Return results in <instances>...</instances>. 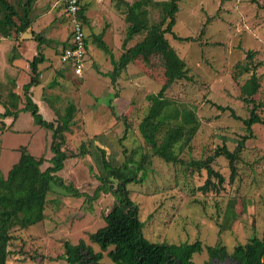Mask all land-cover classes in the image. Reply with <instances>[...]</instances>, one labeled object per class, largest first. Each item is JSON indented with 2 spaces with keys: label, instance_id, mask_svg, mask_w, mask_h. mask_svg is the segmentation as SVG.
<instances>
[{
  "label": "rangeland",
  "instance_id": "rangeland-1",
  "mask_svg": "<svg viewBox=\"0 0 264 264\" xmlns=\"http://www.w3.org/2000/svg\"><path fill=\"white\" fill-rule=\"evenodd\" d=\"M134 1L137 0H82L89 46L82 74H76L61 58L71 24L59 0L35 3L33 27L44 36L41 47L47 60L40 65V85L31 89L33 99L44 117L55 124L74 104L76 112L65 149L71 155L86 143L90 153L68 158L58 172L65 183L83 195L75 196L54 185L47 197L46 218L13 230L9 264H65L59 258L65 251V240L74 244L83 240L94 251L103 253V263L115 264L107 254L109 249L102 250L90 239L92 233L106 225L104 216L116 202L112 193L104 192L91 202L87 200L102 184L99 147L106 150L107 159L115 165L130 157L138 162L146 156L147 178L127 188L140 208L144 235L150 241L180 244L201 240L203 251L195 253L193 261L208 264V246L221 244L232 253L236 245L245 244L253 235L264 237V124L254 125V137L246 142L239 174L233 182L228 160L220 156L213 162L226 177L220 193L199 190L208 177L207 171L189 166L193 160L213 155L224 143L233 150L247 133L243 120L217 105L230 106L237 115L247 118L253 103L244 98H252L262 103L258 112L264 117V0H180L174 31L193 39L180 41L167 34L169 49L165 56L154 55L149 62L139 58L113 82L102 74L112 71L113 64L109 54L94 41V34H103L118 59L128 28L126 3ZM148 8L152 19L158 20L161 10ZM0 33V100L8 101L9 93L15 91L22 108L23 85L31 78L29 63L37 53L38 41L30 32L23 33L21 39L14 32L11 38L4 36L2 27ZM143 37L144 34L135 36L128 45ZM249 50L255 52L258 81L252 77L254 70L235 77L236 65L248 63ZM180 65L191 78L175 79L166 96L178 106L196 110L201 125L190 147L181 154L183 161L172 163L153 153L139 125L153 96ZM54 79L58 83L50 86ZM4 110L0 103V111ZM5 121L0 157L5 176L19 160L22 147L44 160L41 169L51 165V130L37 125L29 111H21L16 120L8 117ZM232 207L233 214L228 217Z\"/></svg>",
  "mask_w": 264,
  "mask_h": 264
},
{
  "label": "trees",
  "instance_id": "trees-1",
  "mask_svg": "<svg viewBox=\"0 0 264 264\" xmlns=\"http://www.w3.org/2000/svg\"><path fill=\"white\" fill-rule=\"evenodd\" d=\"M37 0H0V27L6 37L21 39L23 33H31L38 41L37 53L29 63L32 75L30 80L23 85L25 104L19 107L20 95L15 91L9 93L8 101L0 103L5 108L0 111V157H1V133L7 128L5 119L8 117L17 119L21 111H29L34 122L52 131L51 165L46 169H41L44 162L42 158H37L28 148L22 147L19 160L11 167L8 175L5 176L0 169V264H9L11 255L9 249L11 241L14 239L13 230L15 228H27L35 225L46 218L47 197L53 186H59L68 193L75 196H82L72 185L65 183L63 177L58 175L65 167V161L70 157L85 156L90 153L86 143H82L79 151L69 155L66 152L67 134L72 131V124L76 112L74 104H70L65 113L59 117V121L47 120L42 114L39 104L33 99L32 87L41 83L42 69L40 65L47 60L43 51L42 43L45 41L41 32L35 31L34 7ZM180 0H137L133 3H126V21L128 28L126 37L122 43L123 52L116 59L112 48L104 40L103 34H94V41L111 58L113 70L102 73L110 76L113 82H117L121 73L128 65L139 58L149 62L154 55L165 56L169 49L167 34L173 35L180 41H190V36L182 37L175 33L174 26L177 23V13L179 11ZM149 6L161 10L158 20L152 19ZM67 22L68 17L63 12ZM79 16L84 24L87 22L86 6L82 5ZM1 34V33H0ZM144 34L143 39L135 44H129L135 36ZM64 43L63 50L70 43V37ZM86 49L88 53V39L85 37ZM15 49V47H14ZM15 58V57H13ZM255 52L248 51V63H238L236 65L235 77L240 74L254 70L253 79L258 81L255 72L258 64L254 63ZM190 79L188 71L183 65L177 67L168 81L162 86L160 91L153 96L147 115L139 125L141 134L145 142L149 145L153 153L167 162L178 163L183 161L180 157L200 128V119L196 110L186 106H178L166 96V91L175 79ZM58 83L54 79L50 86ZM1 99V98H0ZM245 102L253 103L250 116L242 118L236 114L230 106L217 105L223 111L229 110L235 119L243 120L247 133L237 141V146L232 150L224 143L215 149L213 155L206 158L193 160L190 167L194 170L207 171L205 183L199 190L207 193L211 190L221 192L226 182V177L213 166L216 158L223 156L229 162L230 182H233L239 174V162L246 149V142L254 137L253 127L255 124H264L258 109L262 103H257L252 98H244ZM55 110V108H53ZM102 155L103 172L99 176L102 184L95 190L94 195L88 196L91 202L104 193H112L116 202L105 214L106 225L99 228L90 235L93 243H98L102 250H108V256L115 264H195L193 255L203 251L201 240L195 242H182L180 244L156 243L150 241L144 235V222L139 214L140 208L130 197L128 184L140 182L147 178L146 156L138 162L130 157L119 165H115L106 157V150L99 147ZM139 174H142L141 176ZM233 214V207L227 211L228 217ZM64 253L59 257L65 264H105L102 262L103 253L94 251L93 247L85 241L77 244L70 240L63 242ZM208 253L217 255L218 253H228L224 245L218 244L207 247ZM236 257L239 264H264V237L256 235L250 237L245 244H238L231 253Z\"/></svg>",
  "mask_w": 264,
  "mask_h": 264
},
{
  "label": "built area",
  "instance_id": "built-area-1",
  "mask_svg": "<svg viewBox=\"0 0 264 264\" xmlns=\"http://www.w3.org/2000/svg\"><path fill=\"white\" fill-rule=\"evenodd\" d=\"M59 3L71 24L70 45L63 50L62 61L69 64L76 74H82L87 58L85 26L79 16L82 0H59Z\"/></svg>",
  "mask_w": 264,
  "mask_h": 264
},
{
  "label": "flooded vegetation",
  "instance_id": "flooded-vegetation-1",
  "mask_svg": "<svg viewBox=\"0 0 264 264\" xmlns=\"http://www.w3.org/2000/svg\"><path fill=\"white\" fill-rule=\"evenodd\" d=\"M209 255V262L208 264H239L236 260V257L233 256L231 253H218L217 255ZM181 264V262L179 263Z\"/></svg>",
  "mask_w": 264,
  "mask_h": 264
}]
</instances>
